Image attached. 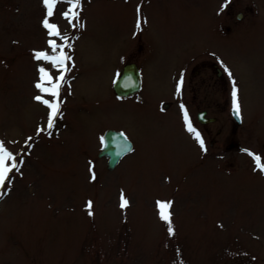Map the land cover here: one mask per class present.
I'll return each instance as SVG.
<instances>
[{"label": "rangeland", "instance_id": "rangeland-1", "mask_svg": "<svg viewBox=\"0 0 264 264\" xmlns=\"http://www.w3.org/2000/svg\"><path fill=\"white\" fill-rule=\"evenodd\" d=\"M220 2L80 0L77 22L64 18L71 4L61 0L49 18L61 38L42 25L43 0H0V141L19 165L0 189V264H264V171L226 147L232 118L223 89L203 84L197 96L183 77L195 53L224 57L242 90L244 123L233 140L261 153L264 166V35L244 41L236 32L218 45L213 32L211 40L208 16ZM249 4L264 10V0H234L229 9ZM61 51L63 68L34 59ZM133 59L143 88L122 99L114 79ZM41 68L53 83L64 76L58 98L36 87H51ZM194 94H210L216 122L198 125ZM43 100L59 101L52 128ZM185 106L206 150L186 130ZM108 127L134 144L113 169L98 156ZM169 201L173 235L157 207Z\"/></svg>", "mask_w": 264, "mask_h": 264}, {"label": "flooded vegetation", "instance_id": "flooded-vegetation-1", "mask_svg": "<svg viewBox=\"0 0 264 264\" xmlns=\"http://www.w3.org/2000/svg\"><path fill=\"white\" fill-rule=\"evenodd\" d=\"M234 0H221L218 8L216 9L217 11L212 12V15L208 16V28L210 33L212 34V39L213 40V32H215V42L219 45L220 43L227 45L228 41H225L226 38L230 37L231 35H240V37L245 41L248 40L250 37H253L254 39L258 38L261 35H264V10H258L256 7V10L253 9L252 5H248V8L246 10H230V6ZM227 4L226 7H222L223 5ZM217 13V14H216ZM216 14V15H215ZM214 28H213V24ZM208 30V29H207ZM206 30V31H207ZM206 35V34H205ZM234 35V36H235ZM221 39V40H220ZM223 39V40H222ZM206 42L209 43L208 40L205 38ZM195 47L200 44V41L195 39L194 41H190ZM138 46H143L146 44V41H141L139 40L137 42ZM150 44V41L148 42ZM152 44H155L154 42H151ZM257 44V42H255ZM192 45V47H194ZM254 46V45H253ZM200 53H195L192 58L191 62H189L188 66V71L183 73V77L187 80L188 76L193 82L194 85V91L195 94L198 96L197 91H201L203 84L207 85L210 91V88L217 90H222L223 89V94L224 95V101H223V108L226 109V112L230 114L232 120V129L230 130V133H228L224 138L226 142V147L228 148H235L239 149L242 152H248V147L241 145L238 141H234L233 138L237 136V131L238 128L241 124L244 123V117L242 115V104L239 97V93L242 91L241 90V85L235 75L232 74V71L230 69V66L228 65V62L224 59V57L219 54L215 50H206L205 52V58L199 59ZM132 59V58H129ZM134 60V59H133ZM135 61V60H134ZM132 62V60L127 61ZM229 72L231 75H229ZM142 77V76H141ZM212 84V85H211ZM237 90V99L240 105V121H237L233 117V97H232V92L233 89ZM143 88V79H142V86L141 89ZM201 88V89H200ZM140 89V90H141ZM138 90V91H140ZM137 91V92H138ZM137 92L124 96L126 97H131ZM228 93V94H227ZM193 95L194 97L191 99V103L194 104L193 106L195 107L194 113L196 114V118L200 117L199 113H203L204 115L201 118H208V117H214L211 120H208L204 123L199 122L198 120V125H200L202 128L207 127L208 125L213 124L214 122L217 121V116H213L211 113V103L209 102L208 98L209 95L206 94L204 95L206 98V101H196L194 98H196V95ZM227 94V95H226ZM170 102L168 100H161V107L164 109L169 108ZM185 110L188 112H191L190 106H185ZM198 119V118H197ZM224 127L220 126L217 127L216 132L218 135H222ZM208 133V130H206ZM214 135V134H212ZM217 138L216 137H211L210 144L214 145L216 142ZM259 153V152H257ZM258 155L261 158V153L260 154H255ZM255 161V159H254ZM261 161V159H260ZM261 165V162H260Z\"/></svg>", "mask_w": 264, "mask_h": 264}, {"label": "snow or ice", "instance_id": "snow-or-ice-1", "mask_svg": "<svg viewBox=\"0 0 264 264\" xmlns=\"http://www.w3.org/2000/svg\"><path fill=\"white\" fill-rule=\"evenodd\" d=\"M60 2L61 0H43V4L47 11H46V18L42 21V25L45 29L48 30V34L50 36H60L61 35L59 27L54 23H50V19H49L54 15L55 6ZM68 2L71 4V8L68 11L63 12L62 15L64 16L65 19H75L78 22L79 13L76 10L80 8V0H68ZM226 6L227 4L223 5L222 7H226ZM70 13H71V16H70ZM137 26L139 27V22ZM48 44L53 49H56L57 47H61L60 45H57L55 40H49ZM34 59H37V60L44 59L52 63L53 66H59L63 68L66 60L69 59V57H67V55L63 51H61L58 56H49L45 52H37L34 54ZM40 72L43 73V75L41 76V80L43 81L45 80V78H47V83L50 84L51 87L45 88L40 83H37L36 87L38 89H41L43 92H46L47 94L53 96L54 98H58L59 90L62 87L63 82H65L64 76L61 75L57 77L56 79L58 82L53 83V78L51 77L49 73H47L43 68L40 69ZM229 75H231L230 72H229ZM182 83L183 81L181 79L180 81H178V86L181 85ZM232 97H233L234 112L236 114H239L240 105L237 99V90L235 89V87L232 92ZM35 99L37 101H41L42 98L41 96H36ZM42 102L45 105H47L48 108L50 109L48 128H52L54 119L59 115V101L57 100L56 102H50L48 100H43ZM183 115H184V122L186 125V130L190 134L193 135V138L200 145L201 149L206 150L201 134L193 127L186 110H184ZM248 154L254 157L257 163V166L260 167L262 171H264V166L260 165L261 158L258 155H255L251 152H249ZM15 159L16 158L13 155V153L10 152L5 147L4 142L0 141V189H3L5 187L6 181L9 180L10 173H12L14 169H18L19 165L15 162ZM9 162L11 163L9 164ZM93 179H95L94 174H93ZM2 196H3V192H0V198H2ZM171 203L172 202L170 201L169 202H157L158 215L160 219L167 225V230H168L169 235L174 234V228L172 226V221H171V212L169 211V209L171 208ZM127 204H128V201L124 199L122 196L121 205H120L121 208L127 206ZM91 207H92V204L89 201L88 208L91 209ZM89 215H92L91 211H89Z\"/></svg>", "mask_w": 264, "mask_h": 264}, {"label": "water", "instance_id": "water-1", "mask_svg": "<svg viewBox=\"0 0 264 264\" xmlns=\"http://www.w3.org/2000/svg\"><path fill=\"white\" fill-rule=\"evenodd\" d=\"M130 78L132 80L130 81ZM141 78L134 63L127 64L124 66L120 75L116 78L114 87L119 94H129L140 88ZM239 119V115L234 113ZM213 119L212 117L208 119L201 118L202 121H207ZM132 148V142L128 137L121 131L116 129H108L105 132L104 142L99 156H107L108 162L107 167L112 169L118 163L120 158L127 153Z\"/></svg>", "mask_w": 264, "mask_h": 264}]
</instances>
